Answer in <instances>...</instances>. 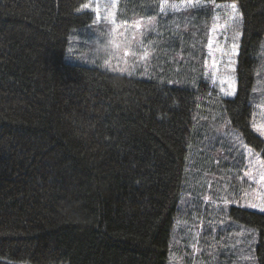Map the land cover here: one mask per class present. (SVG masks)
<instances>
[{
    "label": "trees",
    "instance_id": "obj_1",
    "mask_svg": "<svg viewBox=\"0 0 264 264\" xmlns=\"http://www.w3.org/2000/svg\"><path fill=\"white\" fill-rule=\"evenodd\" d=\"M92 1L0 0V264H264V212L234 205L242 158L211 132L227 122L264 160V0H202L242 17L225 99L203 78L215 8L164 18L162 0H118L121 23L154 21L163 72L146 80L102 68L97 45L83 58L110 39ZM206 144L229 163L188 178Z\"/></svg>",
    "mask_w": 264,
    "mask_h": 264
},
{
    "label": "rangeland",
    "instance_id": "obj_2",
    "mask_svg": "<svg viewBox=\"0 0 264 264\" xmlns=\"http://www.w3.org/2000/svg\"><path fill=\"white\" fill-rule=\"evenodd\" d=\"M118 0H93L89 4V11H92L94 14L95 18V24L99 27H102L110 32V39H108V43L106 47H97L98 44L96 42H90L84 43L85 48L82 49V56L83 58L89 59V61H92L94 59H99V56L97 55L96 49L102 50V55L103 57V64L102 68L106 69L108 72H111L112 74H120V75H137L143 79H153V75H160L163 70L162 66L160 65L158 68V71L152 70L153 68V63H154V57H158V50H157V45L159 39L153 35H156L155 32L153 31H148L146 35H141L143 32L144 28L148 25L149 21H152L150 19L145 20V22H142L139 19L134 20L132 23H126L123 22L121 23L117 17V11H118V6H117ZM182 0H168V3H176L179 4L181 3ZM116 4V8H112V4ZM99 8V11L97 12L96 9ZM217 12V11H216ZM179 13H187V12H179ZM179 13H172L169 11L166 15H162L164 18L166 16L174 15L177 16ZM217 14V13H216ZM144 15V14H143ZM140 15L141 18H145V16ZM220 15L221 19L219 21L220 24H225V18L223 15V10H220ZM140 25V29H137V25ZM237 23L235 24H229L226 26V29L224 31V34L218 36L219 42L224 46V48L230 49L231 44L233 42L232 37L235 35V27ZM225 37H227V40H225ZM143 40L146 43L147 42H152L155 41V46L151 49H149L153 54L148 58L147 61H141L140 56L143 54V51L145 50V47L141 46L139 43H135V41H140ZM94 45L96 46V49L94 48ZM73 49V47L71 48ZM125 51L129 52V55L125 56L124 53ZM135 52L136 55L133 56L131 53ZM219 56L220 54L217 53ZM207 58V54H206ZM156 60V59H155ZM79 61H83L82 58L79 59ZM134 65H139L135 67L134 72L129 75L128 72H121L119 69L122 68H128L129 71L132 70ZM147 69V71L145 70ZM139 71V72H138ZM203 78L208 81L209 85L212 87L210 80L207 79L205 76V73L203 75ZM213 88V87H212ZM218 90V88H217ZM225 99V98H223ZM221 113L218 115L219 121L221 120ZM221 124L218 126L212 127L211 132H214L215 135L218 137V139L214 138V140L219 141L221 139V136L223 135V140L228 143L230 146V151L235 154L233 156V159L237 162L239 160V157L242 158L241 164L243 165L241 168V173L236 175V170L229 172L228 168V173L226 174L227 178L231 182V193L234 195V205L249 209V210H256L258 212L263 213L264 211H261L259 207L257 208H251L248 207V203L254 201V196L252 195L254 191L259 190L258 186L253 182L248 179V177L245 175V173L249 170L250 164L249 161H258L257 167H264V160L261 157V154L257 153L253 148L250 146L246 145L244 142H237L234 137L235 136H230L228 134L229 131L227 125V122L221 120ZM256 123L258 126L259 125H264V109L260 113H258V116H256L253 119V123ZM252 123V124H253ZM252 130L253 132L258 135V137L261 138V140L264 142V136H261L258 132H256L253 129L252 125ZM207 132V131H206ZM231 134V133H230ZM214 135V136H215ZM251 150L252 156L248 155V150ZM199 151H195L194 154H192L189 157L188 161V178H195L192 175H197L198 177L202 179H207L210 178V175L212 173H208L210 169H215L218 170L219 166L224 165L225 163H229V159L226 157L224 158L223 155L220 153V149L217 151L214 150V152H211L209 144H206L204 146H201L198 148ZM223 152V151H221ZM235 152V153H234ZM237 154V155H236ZM214 157V163L212 161V158ZM240 162V160H239ZM212 172V171H211ZM255 175V173H253ZM221 177H225L222 176ZM235 177V178H234ZM220 178V177H219ZM258 178V177H257ZM214 180H217L216 178H211ZM212 182V181H210ZM209 184H207L208 187H211ZM199 186V185H198ZM194 192H199L202 190V188H196V185L194 187ZM212 190H215L212 185ZM245 193H249V195L246 197ZM230 204V203H229ZM220 204L216 205V207L220 208ZM173 264H178V259L173 260Z\"/></svg>",
    "mask_w": 264,
    "mask_h": 264
},
{
    "label": "snow or ice",
    "instance_id": "obj_3",
    "mask_svg": "<svg viewBox=\"0 0 264 264\" xmlns=\"http://www.w3.org/2000/svg\"><path fill=\"white\" fill-rule=\"evenodd\" d=\"M89 4L85 3L83 5V9H89ZM159 13L162 15H166L169 11L172 13L179 12H203L207 15V12L212 11L213 8L217 10V14L212 17L213 25L212 28L209 29L207 33V58L204 59L203 68L205 76L208 80H210L213 89L218 88V96L221 98H233L237 95V79L235 76L236 57L239 55V41L242 36V33L237 31L235 35L232 37V44L230 49H225L224 46L219 42L218 36L224 34L226 26L229 24H235L242 22L241 13L238 9V5L236 3L231 4H213L209 6L208 4L202 3V0H182L181 3H168V0H162L159 4ZM112 8H116V4H112ZM220 10H223V15L225 18V24H220L219 21L222 18L220 15ZM99 11V8L96 9ZM137 29H140V25L138 24ZM148 31L155 32L154 21H149L148 25L144 28L141 35H146ZM227 40V37H225ZM135 43H139L141 46L145 47L143 54L140 56L141 61H147L148 58L153 54L149 49L155 46V41L145 42L143 40L135 41ZM217 53L220 55L218 56ZM133 56L136 55L135 52L131 53ZM125 56L129 55L128 51H125ZM139 65H134L132 70L129 71L128 68L119 69L121 72H128L131 75L135 67ZM147 71V69H145ZM172 82V81H168ZM253 129L258 132L261 136H264V125H257L255 122L253 123ZM234 139L237 142H240L239 137L235 136ZM248 155L252 156V152L249 149ZM250 168L245 173L250 181H253L259 190L254 191L252 194L254 196V201L248 203V207L257 208L259 207L261 211H264V167H257L258 161H249ZM255 173V175L253 174ZM258 177V178H257ZM249 193H245L247 197ZM205 202H211L213 204L216 203L215 200H212L209 196L203 197ZM231 201L224 199L223 204L226 208L227 205ZM195 249V245H193ZM171 259H175V257H171Z\"/></svg>",
    "mask_w": 264,
    "mask_h": 264
}]
</instances>
